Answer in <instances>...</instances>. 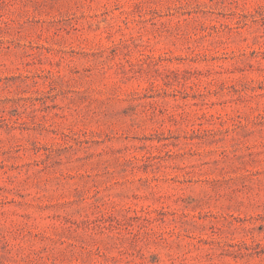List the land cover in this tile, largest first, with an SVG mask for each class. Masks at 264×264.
I'll use <instances>...</instances> for the list:
<instances>
[{
  "label": "rangeland",
  "instance_id": "rangeland-1",
  "mask_svg": "<svg viewBox=\"0 0 264 264\" xmlns=\"http://www.w3.org/2000/svg\"><path fill=\"white\" fill-rule=\"evenodd\" d=\"M0 264H264V0H0Z\"/></svg>",
  "mask_w": 264,
  "mask_h": 264
}]
</instances>
